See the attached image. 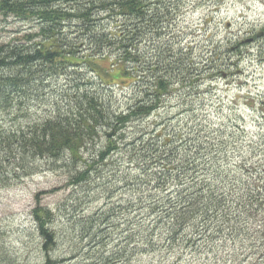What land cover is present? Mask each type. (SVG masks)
I'll return each mask as SVG.
<instances>
[{"label":"trees","instance_id":"trees-1","mask_svg":"<svg viewBox=\"0 0 264 264\" xmlns=\"http://www.w3.org/2000/svg\"><path fill=\"white\" fill-rule=\"evenodd\" d=\"M180 4L0 0V22L14 18L27 27L0 41V115L13 122L30 103L45 102L55 92L53 80L78 64L100 81L98 88L82 87L89 81L68 87L27 127L0 125V188L68 154L82 164L72 182L89 186L92 173L107 174L100 187L108 199L126 196L66 219L73 233L67 250L57 246L56 215L36 202L30 215L40 264H264V252L240 249L251 239L249 219L264 210V165L257 171L235 151L243 143L230 140L240 127L142 124L173 92L197 91L205 76L225 71L215 55L197 61L193 47L174 35ZM110 57L111 68L97 66ZM118 95L127 101L123 110L114 109ZM111 132L119 141L97 148ZM249 172L257 183L245 179ZM9 256L0 244V264H11Z\"/></svg>","mask_w":264,"mask_h":264},{"label":"rangeland","instance_id":"rangeland-1","mask_svg":"<svg viewBox=\"0 0 264 264\" xmlns=\"http://www.w3.org/2000/svg\"><path fill=\"white\" fill-rule=\"evenodd\" d=\"M23 28L27 27L14 18L2 19L0 41H7L15 35L14 31ZM173 33L183 44L193 47L197 61L215 55L219 58L216 63L221 64L225 71L211 78L205 76L197 91L173 92L162 107L144 119L142 124L163 121L184 130L197 120L222 126L238 125L242 133L232 134L235 137L231 136L230 140L243 144H238L235 151L244 152V157L249 158L257 171L261 170L264 165V0H181ZM110 58L97 61V66L111 68L113 57ZM92 70L79 64L69 68L65 75L53 80L55 92L45 102L30 103L28 112L17 115L13 122L6 114L0 115V125L4 128L27 127L41 120L49 111L50 103L54 99L58 101L68 87L73 91L74 86L79 87V83L89 81L82 87L98 88L100 81ZM83 73L88 80L81 77ZM112 79L119 82L121 78L114 75ZM113 104L114 109L123 110L127 101L118 95L117 102ZM117 136L107 138L103 134L97 148L109 140L119 141ZM88 155L84 154V158L87 159ZM65 159L54 163L42 161L40 169L34 174L9 187L0 188V244L9 252L11 264L42 262L41 240L34 236L35 228L30 215L36 202L56 215L54 227L61 234L57 246L67 250L73 233L66 219L78 220L80 215L101 210L108 201H120L123 200L121 197H126L114 194L108 199V194L102 192L100 185L107 180V174L100 177L92 173L89 186L72 182L82 164L71 160L68 154ZM247 175L245 179L252 178L251 185L258 182L254 172ZM261 176L264 178V173ZM262 211L248 221L251 239L240 248L244 255L255 253L257 256L264 252Z\"/></svg>","mask_w":264,"mask_h":264},{"label":"water","instance_id":"water-1","mask_svg":"<svg viewBox=\"0 0 264 264\" xmlns=\"http://www.w3.org/2000/svg\"><path fill=\"white\" fill-rule=\"evenodd\" d=\"M113 135H114L113 132H111V133L107 134V137L111 138V137H113Z\"/></svg>","mask_w":264,"mask_h":264}]
</instances>
